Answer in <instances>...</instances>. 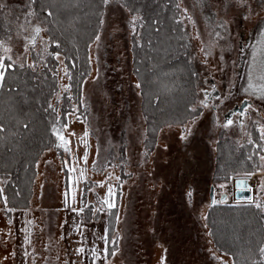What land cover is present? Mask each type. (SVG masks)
<instances>
[{
	"label": "rangeland",
	"instance_id": "374dc122",
	"mask_svg": "<svg viewBox=\"0 0 264 264\" xmlns=\"http://www.w3.org/2000/svg\"><path fill=\"white\" fill-rule=\"evenodd\" d=\"M5 2L13 12H0V38L6 40L7 35L12 36L6 43L13 48L16 65L23 62L27 67L35 61V70H40L50 53L47 33L36 35L33 27H20L24 24L25 11L29 10H21L24 0ZM243 2L250 8L241 7L236 0H177L197 72L195 106L205 99L206 91L205 102L209 107H199V115L182 124L162 126L151 149L145 144L147 128L142 97L132 71L131 47L134 36L137 38L139 21L133 32L130 20L137 14H131L119 0H110L104 6L101 17L104 23L97 32L101 40L97 44L94 38L88 48L90 74L82 84L80 105L70 100L71 117L67 113L66 121L69 127L65 129V123L57 126L70 139L71 151L59 146L54 135L53 145L37 162L31 204L8 212V206L0 200V264H72L73 261L92 264L90 250L78 255L75 249L81 246V240L90 249L94 234L103 235L109 226L117 254L107 260L101 256L96 264H231L230 255L216 250L205 227L210 186H214V199L218 202L222 192L227 193V202H246L247 199H236L233 190L235 178L248 177L252 181L250 197L264 202L260 187L264 183V171L253 176L236 174L225 183H212L211 179L219 135L229 137L239 147L248 143L253 130L259 133V126L264 125V100L259 99L260 93L256 91L254 95L253 89L245 92L249 75L257 88L262 83L264 0ZM4 55L0 47V56ZM57 62L58 90L51 104L59 115L62 96L69 91L61 85L69 84L61 53ZM234 105H245L243 112L247 109V113L241 117L233 114L230 118L233 125L225 128V113ZM193 119L195 123L191 122ZM185 126L189 133H185ZM85 129L90 134L86 166L78 162L84 151L80 137ZM73 132L75 135H69ZM123 132L124 157L120 160L119 141ZM184 135L186 139L181 138ZM97 160L99 164L94 167ZM108 161L115 167H101ZM73 165L77 171L70 174L67 169ZM81 167H86L83 177L79 175ZM2 182L0 177V186ZM109 184L114 188L117 184L122 186L116 201L115 217L119 216V223L108 217L107 210L97 217H91L87 211L83 216L71 212V207L83 204L99 206L97 197L105 196ZM66 190L69 191L67 206ZM72 191L77 192L75 205ZM81 220L85 223L80 224ZM26 235L30 243H25ZM102 248L101 243L98 251ZM25 250L29 253L27 257Z\"/></svg>",
	"mask_w": 264,
	"mask_h": 264
},
{
	"label": "trees",
	"instance_id": "16d2710c",
	"mask_svg": "<svg viewBox=\"0 0 264 264\" xmlns=\"http://www.w3.org/2000/svg\"><path fill=\"white\" fill-rule=\"evenodd\" d=\"M119 1L128 10L135 9L129 10L131 14L143 17L137 38L132 41V71L142 85L141 109L147 128L145 144L151 149L162 126L182 124L201 111V108L197 113L189 111L197 98L191 42L176 8L177 0ZM24 3L21 10L25 11L30 0ZM32 8L48 29L49 56L40 70L16 65L9 70L0 88V125L6 129L0 132V177L3 180L0 188L4 189L10 208H26L31 204L37 162L53 145L52 126L68 120L70 100L80 105L82 84L90 74L88 48L99 30L104 11L101 0H35ZM49 10L53 16L47 15ZM56 51L63 55L71 76L68 79L71 88L62 96L59 115L51 104L58 90ZM49 104L53 107L49 108ZM24 124H28L27 129ZM120 137L119 158L122 160L124 132ZM251 140L252 144H243L241 149L229 137L219 135L212 183H225L233 175L261 171L256 166L264 152L256 148L257 143L263 144L257 130H253ZM249 155L253 156L252 160L247 159ZM116 191L120 193L119 188ZM116 211L117 207L108 212L112 221ZM205 217L214 247L230 255L231 264H252L253 260H261L258 248L264 241V213L246 202H218L209 204ZM108 228L111 236V226Z\"/></svg>",
	"mask_w": 264,
	"mask_h": 264
},
{
	"label": "snow or ice",
	"instance_id": "6c2138e0",
	"mask_svg": "<svg viewBox=\"0 0 264 264\" xmlns=\"http://www.w3.org/2000/svg\"><path fill=\"white\" fill-rule=\"evenodd\" d=\"M110 0H101L102 5L107 6L109 4ZM236 2L243 8H250V5L247 3H244L243 0H236ZM35 4V0H30V5L28 6L29 10L25 11V15H24V24L20 25V27H24L25 25L29 26V27H33V30L35 32L36 35L41 34L42 32H46L48 31L47 28L44 27V23L45 21H42L39 19V16L36 15L34 8H32V5ZM176 8L179 9L180 5L177 4ZM130 11H135V9H129ZM0 12H7L9 14H11L13 12V10L9 7V5L5 2V0H0ZM183 12L186 13L187 9H183ZM48 16H53L54 13L49 10L47 12ZM18 19V18H17ZM143 17L139 16V15H133L131 17L130 23L132 24V28H133V32H135L136 26H137V22L142 20ZM104 21L103 19L100 20V24L103 25ZM177 23L179 24L180 22L177 21ZM141 27H143V25H140ZM25 30H27V28H25ZM11 31V30H9ZM262 35H264V33H262ZM217 36H219V33H217ZM12 36L9 34L6 37V40L3 38H0V47L3 48V52H4V56H0V88L3 87L4 81L6 79V75L8 74L10 69H13L16 66V61L13 60L12 57V53H13V48L6 43V41H11ZM135 39V36H134ZM101 40V36L99 34L95 35V43H99V41ZM32 46H35L36 43V38L35 36L32 37L31 40ZM57 47H59V43L57 42ZM28 46L25 45V51H28ZM44 51H47V48L44 49ZM203 51V49H202ZM39 55V53H38ZM55 56L57 61H59L60 59V53L58 51L55 52ZM89 60H91V57H89ZM19 67L20 68H24L25 64L23 62L19 63ZM27 67L29 69L35 70L36 69V62L34 61L33 63H30L27 65ZM261 69H262V75L260 77L262 83L259 85V87L257 88L256 85L253 84L252 82V77L251 75H249V82H248V88L245 89V92L247 93L249 91V89H253V94H256V91H258L260 93L259 95V99L264 100V63L261 64ZM64 73L66 76H68V79H71V76L68 75V69L67 66H65L64 68ZM136 88H141L142 85L140 83H137ZM61 88L65 91L69 90L71 88V85H61ZM204 96L205 99L204 100H200L198 105L193 106L190 108V112L191 113H197L198 112V108L199 107H204L207 108L209 107V105L205 102L206 98L208 96V93L205 91L204 92ZM219 99V97L217 98ZM53 106L51 104H49V108H52ZM251 104L248 105V109H251ZM74 111H78V109H75ZM247 113V109L245 110V112L241 113V115H246ZM69 117H71V113H68ZM79 119V117H78ZM192 123H195V120L193 119L191 121ZM234 123V121L232 119H227L226 122L223 124V127L228 128L230 126H232ZM256 123V122H254ZM25 129L28 128V124H24L23 125ZM69 127L68 123L65 122L64 124V128L67 129ZM168 127H172V125H168ZM241 128L244 127L243 123L241 122L240 125ZM6 129L4 128L3 125H0V132L5 131ZM259 133H260V141H264V125H260L259 126ZM52 132L55 135L56 139L59 141V146H62L66 152H70L71 148L70 146V139L66 138V136L61 132L60 129H58L55 124H53L52 126ZM190 129L185 126V133H189ZM69 135H75V133H70ZM89 131L87 129H85L83 131V135L80 137V140L83 143L84 146V151H83V155L82 158L78 159V162H81L84 166H86L88 164V160H89ZM182 139H186L187 136L184 135L181 137ZM249 144H252L253 141L251 139L248 140ZM239 147L242 149L244 147V145H239ZM256 148L264 151V144H260L257 143L256 144ZM99 155V154H97ZM248 160H252L253 156L249 155L247 157ZM259 160H260V164H258L256 167L261 169V171H264V155H260L259 156ZM68 163V162H66ZM99 164V160H97L96 162H94V167ZM101 167H115V165H113L110 161L106 162L105 165H102ZM68 173H74L77 171V169L75 168V166L73 165L72 167H69L67 169ZM86 173V167H81L79 169V175L81 177L85 176ZM245 175L247 176H253L255 175V172H246ZM109 176H111V174L109 173ZM120 177H116V180H119ZM75 183V181H74ZM241 184L244 183V181H240ZM100 187H103V184L100 185ZM220 187H226V185H221ZM261 190L264 191V183L261 184ZM122 189V186L117 184L114 188V186L112 184H109L107 186V190H106V194L105 196L101 199L99 198V196L97 197V204L99 206H95V205H89V204H83V206L80 207H71V212L72 213H76L79 214L81 216H83L85 214V212H89L91 214V217H97L99 215H101L102 213H104L106 210L107 211H111L116 207V200L115 198L117 197L118 193L115 189ZM4 193V189L0 188V198L3 199L4 204L7 206L8 204V198L6 195H3ZM188 196L191 197L192 193L189 192ZM68 199H69V191H65L64 193V202L65 205H68ZM71 200L73 202V204L75 205L77 203V192L76 191H72L71 192ZM81 200H83V197H81ZM219 202H224L226 203V199L224 201H219ZM218 201L216 199L212 200V204L215 205L217 204ZM240 202L237 201V204H239ZM246 204L249 206H254L256 209L260 210L262 213H264V202L258 201L253 199L252 197H248L246 200ZM6 211L8 212H12L15 211V209L7 207ZM116 219V223H119V216L117 215L115 217ZM206 219V217H205ZM30 223V222H29ZM85 221L81 220L80 224H84ZM205 227L207 228V225H205ZM77 231H79V225L77 226ZM10 234V233H9ZM110 234H111V230L109 228H105L103 235L101 236H95L94 234V240L92 243V246L90 249H86L83 246L84 241L81 240L80 247H77L75 249L76 253L79 254H85L87 251H91V258H92V264H96V261H98L100 259L101 256H103L104 260H107L109 256H116L117 252H116V240L115 238H110ZM209 235H212V233L210 232ZM63 235L61 236V239H63ZM25 243H30L28 236L26 235L24 238ZM103 244V248L98 251V249L100 248V244ZM111 245V247H110ZM258 253L261 257V260L256 261L253 260L252 264H264V241H262L260 243V246L258 248ZM14 255V253H13ZM29 255V253L25 250L24 251V256L27 257ZM72 264H75V262L73 261ZM163 264V262H162Z\"/></svg>",
	"mask_w": 264,
	"mask_h": 264
},
{
	"label": "water",
	"instance_id": "95a60500",
	"mask_svg": "<svg viewBox=\"0 0 264 264\" xmlns=\"http://www.w3.org/2000/svg\"><path fill=\"white\" fill-rule=\"evenodd\" d=\"M240 181H244L243 184ZM251 179L248 177H237L234 180V197L238 200H246L250 197V186H251ZM210 204H212V200L214 199V186H210ZM228 195L226 192H222L219 196V201L227 200ZM223 203V202H221Z\"/></svg>",
	"mask_w": 264,
	"mask_h": 264
},
{
	"label": "flooded vegetation",
	"instance_id": "af4514ba",
	"mask_svg": "<svg viewBox=\"0 0 264 264\" xmlns=\"http://www.w3.org/2000/svg\"><path fill=\"white\" fill-rule=\"evenodd\" d=\"M214 94L217 95V91H215ZM244 106L245 105H242V106L234 105L233 107L229 108L227 110V112L225 113V116H224L225 121L227 119H230L233 114H237L239 117H241L242 116L241 113H243V111H244ZM234 191H235V189L233 190V194H234Z\"/></svg>",
	"mask_w": 264,
	"mask_h": 264
}]
</instances>
